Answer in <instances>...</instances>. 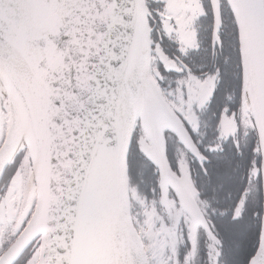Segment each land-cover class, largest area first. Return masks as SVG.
<instances>
[{
    "label": "snow or ice",
    "instance_id": "obj_1",
    "mask_svg": "<svg viewBox=\"0 0 264 264\" xmlns=\"http://www.w3.org/2000/svg\"><path fill=\"white\" fill-rule=\"evenodd\" d=\"M0 264H264V0H0Z\"/></svg>",
    "mask_w": 264,
    "mask_h": 264
}]
</instances>
